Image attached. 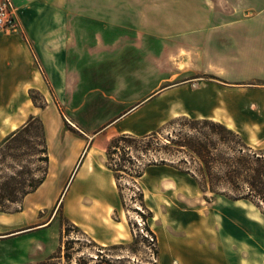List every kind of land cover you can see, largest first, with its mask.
<instances>
[{"label":"rangeland","instance_id":"1","mask_svg":"<svg viewBox=\"0 0 264 264\" xmlns=\"http://www.w3.org/2000/svg\"><path fill=\"white\" fill-rule=\"evenodd\" d=\"M130 5V28L114 35L113 53L99 51L111 48L100 39L86 45L89 79L67 76L72 88L65 93L41 86L0 93V145L32 115L52 123L44 183L0 211V264H194L205 257L203 237L218 226L226 231L227 258L235 253L240 264H264L261 210L212 192L190 151L171 142L202 137L208 128L191 120L209 119L240 132L253 148L264 147V62L244 59L232 45L234 39L244 45L246 30L206 31L207 0ZM97 79L107 81L106 89L92 87ZM80 80L85 85L75 84ZM149 96L141 118L106 127ZM70 112L75 125L66 118ZM37 133L20 152L41 148ZM123 133L138 140L122 141L110 159V141ZM128 144L131 150L123 147ZM147 144L151 149L143 151ZM36 159L3 162L0 155V182L20 165L45 166ZM113 168H121L118 179Z\"/></svg>","mask_w":264,"mask_h":264},{"label":"crops","instance_id":"2","mask_svg":"<svg viewBox=\"0 0 264 264\" xmlns=\"http://www.w3.org/2000/svg\"><path fill=\"white\" fill-rule=\"evenodd\" d=\"M12 1L17 8L18 31L11 37L0 35V93L25 92L33 86H41V92L51 87L54 92L65 93L72 88L69 84L71 75L79 79L87 76L89 79L93 72V69L89 71L88 68L93 65L92 55L89 56L90 59L87 57L86 45H95L100 39L102 44L111 48L99 51L113 53L114 35L124 34V30L130 28V0ZM206 7L208 17L205 20L204 10L202 18L206 31L233 27L246 30L240 32V37L245 40L244 45L237 39L229 40L233 41L232 45L237 47L244 59L255 58L254 64L264 62V0H207ZM133 9L137 11V8ZM102 15L104 20H98ZM98 30L107 31L99 36ZM71 60H74L75 67L70 64ZM73 68L75 71H72ZM94 72L99 77L107 75L105 70ZM81 80L75 84L85 85ZM97 80L92 87H96L98 92L106 89L107 81ZM150 97L129 108L106 127L120 119L141 118L145 110L141 105ZM100 101L102 100H98ZM70 113L73 121L67 116L66 118L75 125L76 118ZM44 122L49 141L52 123L47 118H44ZM49 154L52 159V153ZM88 165L84 166L89 169ZM203 238L206 239L201 250L205 257L194 264H240L241 257L238 258L235 253L227 258L229 245L225 229L218 226L213 233ZM193 244L190 250L196 254L199 245L196 241Z\"/></svg>","mask_w":264,"mask_h":264},{"label":"trees","instance_id":"3","mask_svg":"<svg viewBox=\"0 0 264 264\" xmlns=\"http://www.w3.org/2000/svg\"><path fill=\"white\" fill-rule=\"evenodd\" d=\"M195 126L201 124L208 131L199 136H181L171 142L189 150L196 159L199 174L205 185L215 193L225 194L232 199H244L255 204L264 215V147L253 148L240 132L222 122L209 119L191 120ZM37 130L41 139V148L30 146L32 152H20L29 138ZM145 135L143 138L154 135ZM216 136V138H214ZM138 138L130 133H123L111 139L108 156L111 159L114 151L122 141L132 143ZM147 144L143 151L151 149ZM132 149V144L123 146ZM150 147V148H148ZM127 154L129 152H126ZM1 161L12 158L22 162L24 158L36 155L37 161L45 166L37 165L34 169L20 165V169L4 176L0 182V211H8L10 204L20 203L24 198L36 191L45 181L50 161L45 126L40 117L30 116L28 121L13 131L0 145ZM121 168H113L116 179ZM52 259V258H51ZM47 260L39 264H46Z\"/></svg>","mask_w":264,"mask_h":264},{"label":"built area","instance_id":"4","mask_svg":"<svg viewBox=\"0 0 264 264\" xmlns=\"http://www.w3.org/2000/svg\"><path fill=\"white\" fill-rule=\"evenodd\" d=\"M0 30H18L17 8L12 0H0Z\"/></svg>","mask_w":264,"mask_h":264},{"label":"bare ground","instance_id":"5","mask_svg":"<svg viewBox=\"0 0 264 264\" xmlns=\"http://www.w3.org/2000/svg\"><path fill=\"white\" fill-rule=\"evenodd\" d=\"M176 264V263H175Z\"/></svg>","mask_w":264,"mask_h":264}]
</instances>
